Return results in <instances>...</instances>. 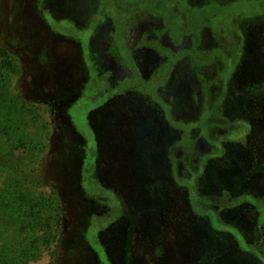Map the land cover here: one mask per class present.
Returning <instances> with one entry per match:
<instances>
[{
    "label": "trees",
    "instance_id": "trees-1",
    "mask_svg": "<svg viewBox=\"0 0 264 264\" xmlns=\"http://www.w3.org/2000/svg\"><path fill=\"white\" fill-rule=\"evenodd\" d=\"M27 1H2L0 42L5 43L0 44V58L5 64L10 63L12 44L30 40L25 35L28 13L12 11L24 9ZM41 1L88 37L70 43L73 53L63 57L69 64L61 69L57 89L45 94L44 82L32 81L34 93L51 112L54 132L47 155L52 173L45 183L57 193L62 210L81 189L86 198L97 189L112 195L107 197L111 205H105L107 222L96 220L95 214L83 228L90 242L96 238L107 248L108 264H264V0H182L188 6L182 10L177 0H137L140 8L120 25L108 13L93 22L96 0H83L73 9L71 0ZM105 3L111 5V0ZM247 4L252 5L247 12L230 11ZM33 16L43 33L60 35L44 17ZM213 18L219 28L232 19L231 32L223 35L213 27ZM193 21L195 30H190ZM151 24L165 40L174 38L177 29L179 39L188 42H147L153 37ZM141 25L144 32L138 40L127 36L125 30L137 33ZM202 33L210 41L204 48ZM81 42H89L95 52L94 66L90 58L83 61ZM57 45L47 49L55 60L60 56ZM16 49L22 65L39 55L29 53L30 48L28 56L26 46ZM152 53L161 61L154 67L148 63ZM185 55L189 60L182 62ZM25 96L38 100L33 93ZM81 100L86 107L76 114L85 121L84 129L70 114ZM254 102L256 115L250 120L246 113ZM67 127L80 138L73 147L77 166L64 153L61 137ZM135 134L142 140L126 143ZM137 145L143 148L140 155L134 150ZM137 199L144 202L145 215L125 220L123 200L132 205ZM71 231L57 246L55 262L71 256ZM94 250L101 264L103 253Z\"/></svg>",
    "mask_w": 264,
    "mask_h": 264
},
{
    "label": "rangeland",
    "instance_id": "rangeland-1",
    "mask_svg": "<svg viewBox=\"0 0 264 264\" xmlns=\"http://www.w3.org/2000/svg\"><path fill=\"white\" fill-rule=\"evenodd\" d=\"M2 1L0 0V32L4 24L2 17L5 13L2 9ZM106 1L108 0L95 1L94 5L97 7V12L92 17L94 18L92 19L93 22L96 21L97 16L108 13L120 25L126 21L125 18L131 17L132 10L140 8L139 6L141 5V2L137 0H111V5L105 3ZM177 2L180 10L188 7L187 3L182 0H177ZM76 4L83 5V0L69 1L71 9ZM97 5H100V7ZM250 7L252 5L249 4L236 5L231 7L230 11L232 14H236L241 8L243 12H247V8ZM12 11L28 13V20L25 24L28 28L27 32L26 29H23L30 40L27 42H16L17 44L11 45L12 52L8 56L9 64L3 63L0 58V264H73L74 261L79 259L82 260L81 264H95L97 261L100 264V255L95 252L94 248L103 253L101 255V264H108L110 257L107 248L100 247L101 242L96 238H93L90 242L89 236L86 235L83 228L86 227L88 219L95 214L96 220L103 219L102 222L104 224L107 222V219H104L108 211L106 206L107 204L108 206L111 205L108 203L107 197L112 195L109 192L103 193V191L97 189L93 191L90 198H86L85 190L81 189L76 191V198L72 201L71 206L62 210L57 193L45 183V180L48 179L46 177L52 173L47 154L50 150L54 126L50 116V108L40 96L34 93L33 89L35 88L32 85V81L33 79H37L40 82L43 81L46 88L41 92L45 94H48L46 93L48 90L57 89L58 85L56 82L59 79L63 80L62 73L64 71L61 69L69 64L63 57L72 55L73 51L70 45L71 42H66L64 40L65 37L59 35L51 38L48 33H43L40 29L41 24L38 23L40 20L34 19L33 13L44 17L50 25V30L55 33L69 36L76 40L88 37L79 32L78 27L72 23L71 19L54 16V13L43 6L41 0H28L24 9L14 7ZM190 11L192 12L191 9ZM29 16L34 19L33 22L29 20ZM194 23L193 21L190 25V30H195ZM211 23L214 25L213 27L221 29L223 35H228L231 32L232 26L230 24H233V20L227 18L221 28H219L220 23L214 18ZM174 30L175 35L173 37L175 36L174 38L177 39L180 31ZM55 42L58 44L60 55L59 59L56 60L47 51ZM176 42L179 43L178 41ZM81 43L83 61L86 63L85 57L87 59L90 58L88 63L94 62L92 64L94 66L95 61H97L95 52L90 49L89 42ZM19 45L26 46L27 54L30 48L29 53L39 54L35 56L36 60L31 55L30 61L22 65L19 56L20 50L16 49L20 48ZM121 48L124 47L121 46ZM33 50H38V52ZM33 61L39 63L40 68H37ZM30 62L35 66L33 72L29 68L31 66ZM89 70L92 76L93 70L91 68ZM158 75L159 73L154 74L152 79H155ZM152 82L154 81L152 80ZM35 87L40 91L37 84H35ZM32 93L34 96H31ZM25 94L33 98L38 96V100L28 101ZM76 106L74 105L70 109V114L76 126L84 129L86 123L77 116L76 110L85 109L86 103L81 100ZM136 135L133 140L125 138L127 139L126 143L131 141L133 144H138L142 138L141 135L137 137ZM61 138L64 140V153L72 156L77 166V149H73V147L76 142L80 141V138L69 127H67ZM134 150H136L135 153L137 155H140L143 148L137 145ZM125 154L129 161L134 157L130 151L125 150ZM101 193L103 196H101ZM122 204L125 220H131L132 215L137 219L143 217L140 214L145 215V212L141 211L145 204L140 202L139 199L135 200L132 205H126L124 200ZM111 211L112 213L117 211V207L115 209L112 208ZM69 226L73 230V238L70 242H67L71 256L64 261L58 260L55 262L57 246L63 241L64 237H68L69 234L72 235V231H69ZM96 226L97 223L94 225L95 229L97 228ZM112 264L122 263L117 260L116 263Z\"/></svg>",
    "mask_w": 264,
    "mask_h": 264
},
{
    "label": "flooded vegetation",
    "instance_id": "flooded-vegetation-1",
    "mask_svg": "<svg viewBox=\"0 0 264 264\" xmlns=\"http://www.w3.org/2000/svg\"><path fill=\"white\" fill-rule=\"evenodd\" d=\"M80 22H81V24L83 25L84 23H83V20L81 21V20H79ZM85 21V20H84ZM74 23H77L78 24V21L76 20V21H73ZM85 25H83V26H81V27H84ZM142 27V25L141 26H138L137 27V29H138V32L137 33H132L133 31H135V29H133L132 31H128V30H125L126 31V34H127V36L128 37H132V39H136V40H138L137 38H138V35L140 34V33H142V32H144V29L143 28H141ZM150 27L151 28H149L148 29V31L151 29V36H153L151 39H148V41L147 42H156L158 45H160L161 43H163V44H165L166 42H176V41H178V42H188L185 38H182V39H177V40H175V39H173V38H170V39H163L162 38V35H160V30H155V29H153L152 28V24L150 25ZM90 28H85V31L86 30H89ZM45 31H47V30H45ZM89 32L88 31H86V32H84V34L85 35H87ZM95 34V33H94ZM94 34H91V35H94ZM156 34V35H155ZM171 34H172V32H171ZM202 35V37L203 38H201L200 37V40H199V42H201V44L202 45H200V46H202V48H204L206 45H205V42H210L209 40H208V38L207 39H205L204 38V33H202L201 34ZM60 36H62V37H64V35H62V34H60ZM64 40L66 41V42H78L75 38H72V37H65L64 38ZM91 41H89V42H92V38L90 39ZM183 40V41H182ZM134 41V40H133ZM103 42H106V40H103ZM189 42H192L190 39H189ZM264 44V43H263ZM170 47L174 50V49H176V47L175 46H173L171 43H170ZM150 55V54H149ZM149 58H151L152 60H149V62L148 63H150V62H153V64H151V66H153L154 64H155V62L157 63L158 62V64H160L161 63V61L159 60V56H157V55H154L153 53H152V55H150L149 56ZM189 59H188V57L185 55L184 56V59L182 60V62H185V61H188ZM175 65V64H174ZM149 67V66H148ZM154 67V66H153ZM150 69H148L147 71H149ZM144 73V72H143ZM192 76H193V73L191 72V71H189L188 70V77L190 78V79H192ZM256 103L254 102L253 104H251V105H249V107H248V109L250 110V111H247V117H249L250 118V120H254L255 118V115H256V110H257V108H256V105H255Z\"/></svg>",
    "mask_w": 264,
    "mask_h": 264
}]
</instances>
